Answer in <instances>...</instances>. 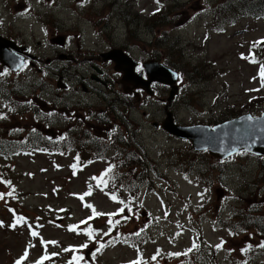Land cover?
I'll list each match as a JSON object with an SVG mask.
<instances>
[{
    "label": "rangeland",
    "instance_id": "374dc122",
    "mask_svg": "<svg viewBox=\"0 0 264 264\" xmlns=\"http://www.w3.org/2000/svg\"><path fill=\"white\" fill-rule=\"evenodd\" d=\"M10 1L14 20L9 11L0 13L6 37L45 60L55 55L52 37L66 34L75 59L64 64L63 90L57 67L46 64L0 73V139L10 145L7 152L54 142L69 118L77 121V108L105 109L90 87L111 100L124 93L113 66L94 59L113 44L127 45L140 62L151 58L179 72L172 109L180 125H216L264 111V51L255 43L264 39V19L247 15L238 0ZM156 10L162 12L153 15ZM90 64L105 71L107 89L92 80ZM158 89L167 99L169 89ZM124 101L118 114L127 110L132 128L120 131L130 138L98 130L107 152L60 141L64 152L0 156V264H264V161L246 154L209 159L189 142L153 130L161 117L158 98L148 101L149 109L132 96ZM64 108L75 116L62 114ZM97 156L103 159L90 163ZM14 211L28 223L18 227ZM243 214L253 217L250 227Z\"/></svg>",
    "mask_w": 264,
    "mask_h": 264
},
{
    "label": "flooded vegetation",
    "instance_id": "af4514ba",
    "mask_svg": "<svg viewBox=\"0 0 264 264\" xmlns=\"http://www.w3.org/2000/svg\"><path fill=\"white\" fill-rule=\"evenodd\" d=\"M4 3L0 4V13L1 12H7L9 11V15L11 16V18L14 20V15H15V8H16V4L15 5H11V1L10 0H3ZM0 35L5 37L6 39L12 41L13 43H15L17 46L22 47L21 45H19V43H16L13 39H10V37H6L5 34L3 33L2 27L0 25ZM63 37V45L58 44L56 42H54V37H52V40H50L51 45L54 47L55 50V55L53 58L50 59H38L36 56H33L32 54H30L28 52V48L21 52L22 57L26 58V62L29 64V66H40L42 67L43 64H46L47 68H52V67H57V72L55 73V75L57 76V85L58 87L63 90V88L60 86L61 84L63 85V77L61 75V73H64V64L68 61H70L72 58H74V54L71 50H69V36L66 34H62ZM24 47V46H23ZM109 50H107L106 52L115 50V49H121L123 50L126 54H129L131 57L135 58L134 55L131 53V49L127 46V45H122V46H117L116 44H113V47L109 46ZM19 53V52H18ZM103 52L99 53L94 59L99 60V61H103L105 62L107 65H112L113 68L115 67V64L113 61L107 60L103 58L102 56ZM75 59V58H74ZM38 61V64L36 63ZM46 61V63H45ZM92 70L93 73L91 74V78L92 80L99 82L101 84L104 85L103 88L107 89L109 86V82L107 81V77L105 76L106 73L104 70L100 69L99 67H97L95 64H90L89 65ZM32 67V68H34ZM7 69L6 67H2V65L0 64V70H4ZM142 67H137L136 69V73L138 74H143L142 72ZM104 77V78H103ZM82 79H84V76H81ZM117 83H120L123 88H124V93L123 94H119L115 99L116 100H108L107 99V94L104 93L101 89H95L93 87H90L91 89L89 90L90 92L93 93H99L100 97V102L101 104H104L105 102V109L103 110L101 108V112L99 116H96L97 113L95 112H86L83 108H77L76 111V117H78L81 122H83V127H84V133H82V138L79 139L78 141L84 146H88L90 144H94L97 142L96 140V136H97V132L99 130V134H101L103 131L106 133V135L112 131L111 130H103V126H106V122H110L111 126H115L118 127V130L123 129V128H129L128 126V119L127 116L124 115V112L127 110H124L121 113H116V110L118 108V106H120V102L125 103L126 105L128 104L127 102L124 101L126 96H132L134 98H136L138 100V104L143 107L144 109H149L148 106V101L150 105H154V103L152 102L155 98H158V112L157 114H160L161 117H163L164 115L166 116V114L168 113H172L174 116V119L176 120V116L173 112V107H174V100L169 102L168 101V97L167 99H165L164 97H159L158 96V84H152L151 88L153 89V95L152 96H148L147 94L140 88L137 87V83L136 82H131V83H122V78L117 79ZM64 86V85H63ZM65 87V86H64ZM82 88L83 90H86V92L88 91V88L85 87V84L82 83ZM130 102V101H129ZM114 103V104H113ZM160 106L163 108L161 109ZM130 109H132L133 106H131L129 104ZM112 109L115 110V114L116 115V119L114 121H111V119L109 118V116H111V111ZM64 111V110H63ZM71 112H73L72 109H70V111L68 112V116L71 114ZM147 112H144V116H146ZM157 118L158 122L153 124V130H155L156 132H163L161 124L163 123V118ZM118 118V119H117ZM70 119V123L69 126L67 127V129L73 124L74 118H69ZM177 121V120H176ZM98 122V123H97ZM144 125H146L144 123ZM124 126V127H123ZM138 127V126H137ZM142 128V127H141ZM140 129H138V132L140 133Z\"/></svg>",
    "mask_w": 264,
    "mask_h": 264
},
{
    "label": "water",
    "instance_id": "95a60500",
    "mask_svg": "<svg viewBox=\"0 0 264 264\" xmlns=\"http://www.w3.org/2000/svg\"><path fill=\"white\" fill-rule=\"evenodd\" d=\"M6 42L7 40L0 37V61L13 71H18L23 66V60L8 49L12 47L19 49L10 42ZM110 57L117 60L114 55ZM145 68L150 80L144 83V87L152 81L170 85L172 86L171 100L178 92V87L175 85L178 74L157 62H147ZM119 69L117 67V70ZM163 127L176 137L190 140L195 151H209L215 158L226 159L238 152H248L264 157V113L261 117L243 115L213 127L178 126L169 118L163 123ZM220 195L221 192H219Z\"/></svg>",
    "mask_w": 264,
    "mask_h": 264
},
{
    "label": "trees",
    "instance_id": "16d2710c",
    "mask_svg": "<svg viewBox=\"0 0 264 264\" xmlns=\"http://www.w3.org/2000/svg\"><path fill=\"white\" fill-rule=\"evenodd\" d=\"M248 11H250L251 13L255 14V15H261L264 14V0H246L245 4H243ZM261 52L264 51V44H262L260 46ZM226 120V119H225ZM225 120H221V121H225ZM219 122V121H218ZM206 156L209 159H212L209 155L206 154ZM242 218L245 219V223L247 225V227H250V225H252L250 223V220L253 219L252 216L248 215V214H243ZM255 225V224H254ZM233 232H235V230H232ZM83 264H88V263H83ZM161 264V263H160Z\"/></svg>",
    "mask_w": 264,
    "mask_h": 264
},
{
    "label": "snow or ice",
    "instance_id": "6c2138e0",
    "mask_svg": "<svg viewBox=\"0 0 264 264\" xmlns=\"http://www.w3.org/2000/svg\"><path fill=\"white\" fill-rule=\"evenodd\" d=\"M261 77L264 78V67L261 68ZM249 119H251V118H249ZM0 198H2V194H0ZM113 199H115V197H113ZM33 235H36V233L34 232ZM89 235H91V233H89ZM262 246H264V245H262ZM217 247H219V245ZM17 264H19V262H17ZM132 264H138V262L133 261Z\"/></svg>",
    "mask_w": 264,
    "mask_h": 264
}]
</instances>
